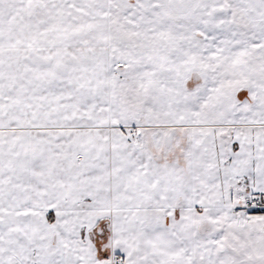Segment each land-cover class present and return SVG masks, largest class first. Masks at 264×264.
<instances>
[{
  "label": "snow or ice",
  "instance_id": "1",
  "mask_svg": "<svg viewBox=\"0 0 264 264\" xmlns=\"http://www.w3.org/2000/svg\"><path fill=\"white\" fill-rule=\"evenodd\" d=\"M0 264H264V0H0Z\"/></svg>",
  "mask_w": 264,
  "mask_h": 264
}]
</instances>
